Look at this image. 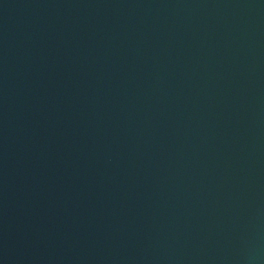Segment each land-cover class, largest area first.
Returning <instances> with one entry per match:
<instances>
[{
  "label": "water",
  "instance_id": "1",
  "mask_svg": "<svg viewBox=\"0 0 264 264\" xmlns=\"http://www.w3.org/2000/svg\"><path fill=\"white\" fill-rule=\"evenodd\" d=\"M0 264H264V0H0Z\"/></svg>",
  "mask_w": 264,
  "mask_h": 264
}]
</instances>
